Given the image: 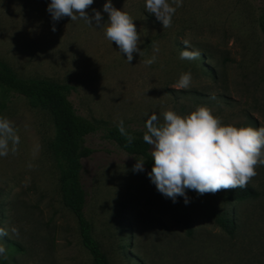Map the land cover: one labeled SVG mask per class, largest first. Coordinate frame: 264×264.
Returning <instances> with one entry per match:
<instances>
[{"label": "rangeland", "instance_id": "1", "mask_svg": "<svg viewBox=\"0 0 264 264\" xmlns=\"http://www.w3.org/2000/svg\"><path fill=\"white\" fill-rule=\"evenodd\" d=\"M106 2L94 0L87 10L90 17L101 12V25ZM49 3L0 0V61L21 78L73 87L70 101L82 117L146 131L152 114L162 123L165 111L185 116L206 106L223 125L264 127V37L257 25L264 0H183L168 28L146 11L145 0H111L131 15L140 36L143 55L134 53L130 64L103 28L53 21ZM182 50L201 56L181 60ZM153 56L155 63H143ZM186 72L190 86L174 87ZM0 119L9 122L0 129V228L8 232L0 238L7 257L0 264H91L62 203L49 114L14 96L0 103ZM85 146L92 151L82 160L85 213L109 264H264V166L248 184L256 193L249 199L226 202L224 190H186L185 205L183 197L173 203L159 193L145 166L134 172L141 159L102 132ZM222 215L234 221L232 236L215 222Z\"/></svg>", "mask_w": 264, "mask_h": 264}, {"label": "clouds", "instance_id": "2", "mask_svg": "<svg viewBox=\"0 0 264 264\" xmlns=\"http://www.w3.org/2000/svg\"><path fill=\"white\" fill-rule=\"evenodd\" d=\"M94 0H50L47 11L53 21L64 17L72 21L83 20L88 26L95 24L104 29L105 38L118 47L119 52L127 57L130 64L133 54L143 55L138 48L140 36L131 15L117 10L111 0L103 5V12L108 14L107 24L101 25L103 17L100 11L87 10ZM183 0H145L146 11L155 15L162 22L163 28L171 27L172 17ZM55 32V26L52 27ZM187 46V41L184 42ZM158 51V49H155ZM201 53L189 50L180 52L181 60L198 59ZM156 62L153 56L143 61L150 66ZM190 72L181 73L174 87L187 89L191 84ZM161 123L156 114L150 115L145 123L143 141L150 145L151 160L154 162L148 178L157 191L164 197L176 202L183 197L185 205L190 199L186 190L198 195L215 194L221 190L246 188L250 180L257 175L256 168L264 166V127H236L223 125L206 106H199L188 115L180 116L172 110L163 112ZM9 122L0 119V129H8ZM118 131L131 144L135 139L124 127L121 120ZM5 143L0 141V148ZM5 154L0 152V155ZM143 160H137L134 172L144 171ZM12 233L19 236L15 227ZM8 232L0 228V238ZM0 257H6V248L0 244Z\"/></svg>", "mask_w": 264, "mask_h": 264}, {"label": "trees", "instance_id": "3", "mask_svg": "<svg viewBox=\"0 0 264 264\" xmlns=\"http://www.w3.org/2000/svg\"><path fill=\"white\" fill-rule=\"evenodd\" d=\"M257 25L264 37V9L260 10ZM73 87L55 81L39 78H21L10 66L0 61V103L8 102L14 96L24 98L29 106L49 114L54 138L48 148L57 164L60 182V194L64 207L74 216L82 247L91 258V264H109L108 258L94 238L93 227L88 220L86 192L82 183V160L92 151L85 146L89 135L102 132L104 137L113 142L128 155L145 161L144 166L152 169L151 146L143 141V131H138L124 124L127 132L135 139L131 144L120 134L117 125H107L100 121L89 120L78 114L70 101ZM256 195L253 188L224 190L226 202L243 201ZM216 224L229 236L235 232L234 221L224 215L217 216Z\"/></svg>", "mask_w": 264, "mask_h": 264}]
</instances>
